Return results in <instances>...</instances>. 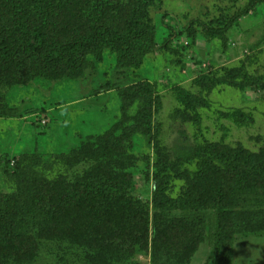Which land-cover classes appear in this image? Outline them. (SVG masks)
Masks as SVG:
<instances>
[{
  "label": "rangeland",
  "instance_id": "rangeland-1",
  "mask_svg": "<svg viewBox=\"0 0 264 264\" xmlns=\"http://www.w3.org/2000/svg\"><path fill=\"white\" fill-rule=\"evenodd\" d=\"M62 1L30 4L11 35L51 18L59 41L106 22L117 40L33 74L0 61V224L32 211L44 186L41 195H109L61 214L43 207L19 252L0 245V264H264V231L235 232L231 218L264 208L255 172L238 165L264 157V0ZM3 6L6 31L8 14H20ZM179 145L201 153L177 171ZM158 155L170 166L156 202Z\"/></svg>",
  "mask_w": 264,
  "mask_h": 264
},
{
  "label": "trees",
  "instance_id": "trees-1",
  "mask_svg": "<svg viewBox=\"0 0 264 264\" xmlns=\"http://www.w3.org/2000/svg\"><path fill=\"white\" fill-rule=\"evenodd\" d=\"M29 1V3H28ZM4 2H8L9 5L12 6L13 11L18 12L20 14V18L16 19L8 14V22L6 23V31L0 30V61L4 64L10 63H19L22 62V66L20 70H24L21 73H31L33 74V70L38 69L42 65L47 64H57V63H67L70 66H76L80 63V60L84 57L89 49L93 46H97V44L101 43V41H116L114 30L111 27V23H104L100 26L94 27L95 29H91L90 33L84 35L79 38H70L64 39L60 41L58 40L59 26L56 21H52L51 18H48L44 21L43 26H34L30 28L29 31L22 29L20 30L22 33L19 36H13L10 32H16V24L19 23L20 20L24 22H28L31 18L32 9H30V4H36L37 7L45 6V8L49 9L48 6L59 2L62 4V0H0V28L3 27L5 21L2 17L1 11L3 10ZM78 0H68V3H76ZM6 5V3H5ZM48 5V6H47ZM44 9V8H42ZM26 13V14H23ZM55 19V18H54ZM51 20V21H49ZM140 25V23H139ZM101 27L104 31H100ZM93 31V32H92ZM17 39V40H14ZM26 71V72H25ZM225 83L236 84L232 77H228L224 75L221 79ZM4 112V111H3ZM1 112V114H5ZM177 152V160L174 163L175 169L179 170L181 163L190 162L195 159L201 153L199 148H193L192 146H183L179 145L176 147ZM241 170L252 169L254 173V179L259 183V187L264 189V157L262 155L258 156L256 154H250L242 159H239L238 162ZM170 166L163 159V157L158 155L155 165L156 171V180L155 184V196L154 199L156 202L161 201L163 196V191L159 190L158 185L161 183L162 177L164 180H168V175L165 173V170ZM251 172V173H252ZM116 180H120L118 178H114ZM112 185V184H110ZM108 185L111 189L113 187ZM123 186L120 183H116L115 187ZM105 188V189H104ZM99 189V188H98ZM104 190L94 191L89 190L83 192L81 190H74L73 192L68 193L67 191H62L58 189V191H54V194L51 195H41L48 190L44 186V189H35V193L38 195H34L32 201H36V206L29 210L22 211H12L8 215L7 221L0 224V245L3 247H11L17 248V243L22 242V235L24 234L23 228L29 225L31 221H39L41 213L44 212L46 207L47 209H52L53 211L59 210V213L68 210L71 207L79 206L82 203V200H90V199H103V195L108 193V187L104 186ZM113 190V189H112ZM116 190V189H115ZM117 191V190H116ZM99 195V196H97ZM102 195V197H101ZM105 198V197H104ZM49 199V202L46 201ZM80 201V202H79ZM39 209L41 211H39ZM4 210L1 209V211ZM105 210L108 212L109 208L105 206ZM56 214V215H59ZM101 218L99 220L102 223H106V220L109 215L100 214ZM232 222L234 224L235 232H245V233H256L264 231V208H254V209H246L242 211H236L231 216ZM131 238L134 243L137 239L139 243L138 237L136 233L133 231L130 232ZM152 235L155 238V242L158 241L159 237L157 235V229L155 226L152 228ZM149 238V231L145 230L143 232V240ZM20 239V241H19ZM19 241V242H18ZM140 244V243H139ZM23 249H20V251ZM118 251H122L121 249H117ZM19 252V247L16 249ZM127 253V257L131 256L133 253L137 252V246L131 244L128 249L124 250ZM112 252V251H111ZM117 253L116 251H113ZM109 253V252H106ZM164 256V255H163ZM157 264V263H154Z\"/></svg>",
  "mask_w": 264,
  "mask_h": 264
}]
</instances>
